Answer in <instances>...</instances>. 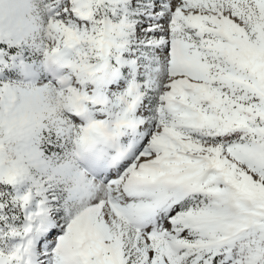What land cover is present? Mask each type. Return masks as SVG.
Instances as JSON below:
<instances>
[{
	"label": "snow or ice",
	"instance_id": "snow-or-ice-1",
	"mask_svg": "<svg viewBox=\"0 0 264 264\" xmlns=\"http://www.w3.org/2000/svg\"><path fill=\"white\" fill-rule=\"evenodd\" d=\"M0 264H264V0H0Z\"/></svg>",
	"mask_w": 264,
	"mask_h": 264
}]
</instances>
